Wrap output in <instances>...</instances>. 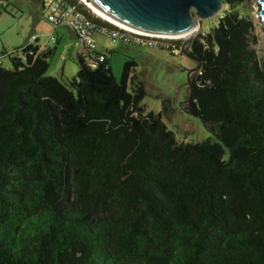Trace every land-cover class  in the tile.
Instances as JSON below:
<instances>
[{"label":"trees","instance_id":"1","mask_svg":"<svg viewBox=\"0 0 264 264\" xmlns=\"http://www.w3.org/2000/svg\"><path fill=\"white\" fill-rule=\"evenodd\" d=\"M224 1L192 41L186 106L217 141L146 113L133 60L118 83L106 53L78 54L68 86L46 74L49 48L0 61V264H264V71Z\"/></svg>","mask_w":264,"mask_h":264},{"label":"rangeland","instance_id":"2","mask_svg":"<svg viewBox=\"0 0 264 264\" xmlns=\"http://www.w3.org/2000/svg\"><path fill=\"white\" fill-rule=\"evenodd\" d=\"M235 2L230 11H237L250 22L252 29L249 34V45L264 71V24L258 14L257 2L256 0ZM2 3L5 8L0 13V61L3 67L12 69L8 54L14 52L12 56L22 57L23 48L27 45L51 40L48 31L53 30V25L46 19V12L39 9L36 0H4ZM218 22L219 16L201 20L200 28L193 40L201 39L200 34L209 33ZM54 34L58 41L56 43L48 41L55 49H51L46 74L68 86L79 69L77 50L81 47V41L72 30L62 25L55 29ZM95 39L97 49L106 53L118 83L122 82L125 62L128 60L135 62L126 81L127 90L132 91L134 85L142 83L145 96L141 104L145 112H160L162 121L178 140L217 141L202 120L186 110L189 104L190 78L196 74L193 70L198 65L195 58L179 50L171 52L166 49L119 42L112 44L108 37L101 35L95 36ZM227 156L228 149L225 148V157Z\"/></svg>","mask_w":264,"mask_h":264},{"label":"water","instance_id":"3","mask_svg":"<svg viewBox=\"0 0 264 264\" xmlns=\"http://www.w3.org/2000/svg\"><path fill=\"white\" fill-rule=\"evenodd\" d=\"M109 19L149 35L182 36L181 52L198 62L189 52L201 20L218 16L225 7L224 0H86ZM258 14L264 24V0H256ZM87 3V2H86Z\"/></svg>","mask_w":264,"mask_h":264},{"label":"built area","instance_id":"4","mask_svg":"<svg viewBox=\"0 0 264 264\" xmlns=\"http://www.w3.org/2000/svg\"><path fill=\"white\" fill-rule=\"evenodd\" d=\"M39 1L41 9L46 12V19L49 22L65 25L75 33L82 44L80 55L92 67L105 59V52L98 50L96 47L94 34L108 37L112 44L119 42L126 45L163 48L172 51H181L182 43L185 40V38L175 36L144 34L123 25L115 24L97 15L83 0H77L76 4H83L94 18L106 23H97L80 11L76 4L68 0ZM51 40L54 41L53 36H51Z\"/></svg>","mask_w":264,"mask_h":264},{"label":"crops","instance_id":"5","mask_svg":"<svg viewBox=\"0 0 264 264\" xmlns=\"http://www.w3.org/2000/svg\"><path fill=\"white\" fill-rule=\"evenodd\" d=\"M37 2H38V7H39V9H41V6H40V1L39 0H36ZM41 11H42V9H41ZM50 24H52L51 22H49ZM53 25V30H51V31H48V34H49V38L51 39V36H53V38H54V41H52V40H46V41H43L42 43H37L36 44V46H38V48H39V50H44V49H55V46H50L49 45V43L50 42H48V41H51V42H53V43H56L57 41H58V39L55 37V29L58 27V26H60L61 24H52ZM62 26H65V25H62ZM65 27H67V26H65ZM67 28H69V27H67ZM70 29V28H69ZM71 30V29H70ZM74 33V32H73ZM97 35H99V34H94V40H95V42L97 43V41H96V39H95V36H97ZM36 39H38V38H36ZM82 51V44H81V47L77 50V55L78 54H80V52Z\"/></svg>","mask_w":264,"mask_h":264},{"label":"bare ground","instance_id":"6","mask_svg":"<svg viewBox=\"0 0 264 264\" xmlns=\"http://www.w3.org/2000/svg\"><path fill=\"white\" fill-rule=\"evenodd\" d=\"M83 1L87 2L88 6L91 8V10H92L93 12H95L97 15H99L100 17H102V18H104V19H106V20H108V21H110V22H113V23L119 25V23H116L115 21L109 19L108 17H106V16H104L102 13H100V12H99V11L93 6V5H91L90 3H88V1H86V0H83ZM120 25H121V24H120ZM193 34H194V33H192V34H188V35H182V36H175V37L188 38V37L193 36Z\"/></svg>","mask_w":264,"mask_h":264},{"label":"flooded vegetation","instance_id":"7","mask_svg":"<svg viewBox=\"0 0 264 264\" xmlns=\"http://www.w3.org/2000/svg\"><path fill=\"white\" fill-rule=\"evenodd\" d=\"M190 50H191V47L189 48V52H190Z\"/></svg>","mask_w":264,"mask_h":264}]
</instances>
